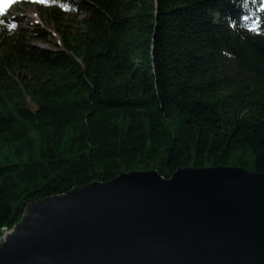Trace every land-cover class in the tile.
Listing matches in <instances>:
<instances>
[{"label": "trees", "instance_id": "trees-1", "mask_svg": "<svg viewBox=\"0 0 264 264\" xmlns=\"http://www.w3.org/2000/svg\"><path fill=\"white\" fill-rule=\"evenodd\" d=\"M17 4L42 22L0 15V238L27 202L121 171H264V0Z\"/></svg>", "mask_w": 264, "mask_h": 264}, {"label": "water", "instance_id": "water-1", "mask_svg": "<svg viewBox=\"0 0 264 264\" xmlns=\"http://www.w3.org/2000/svg\"><path fill=\"white\" fill-rule=\"evenodd\" d=\"M0 264H264V171H121L26 203Z\"/></svg>", "mask_w": 264, "mask_h": 264}, {"label": "rangeland", "instance_id": "rangeland-1", "mask_svg": "<svg viewBox=\"0 0 264 264\" xmlns=\"http://www.w3.org/2000/svg\"><path fill=\"white\" fill-rule=\"evenodd\" d=\"M7 7L6 9V14L4 15L5 17H14L20 24L24 27L30 28L31 25L35 22L41 23L42 18L39 13V9L36 5L34 4H29V5H20L17 4L16 6L19 8L18 10L15 9L14 6L11 4H8L5 2V0H0V8L2 7ZM71 18L73 17V13L69 15ZM78 17V15H77ZM50 30L51 33L54 37H57V33L53 30V26L50 24L47 26ZM37 44L45 46V47H50V43L43 42L42 40H36L35 41ZM9 229L4 228L3 229V234H5ZM2 237V236H1Z\"/></svg>", "mask_w": 264, "mask_h": 264}, {"label": "snow or ice", "instance_id": "snow-or-ice-1", "mask_svg": "<svg viewBox=\"0 0 264 264\" xmlns=\"http://www.w3.org/2000/svg\"><path fill=\"white\" fill-rule=\"evenodd\" d=\"M6 3H11V0H5ZM4 9L3 8H0V12H3Z\"/></svg>", "mask_w": 264, "mask_h": 264}, {"label": "built area", "instance_id": "built-area-1", "mask_svg": "<svg viewBox=\"0 0 264 264\" xmlns=\"http://www.w3.org/2000/svg\"><path fill=\"white\" fill-rule=\"evenodd\" d=\"M3 235H4V234H3ZM3 235H2V236H3Z\"/></svg>", "mask_w": 264, "mask_h": 264}]
</instances>
